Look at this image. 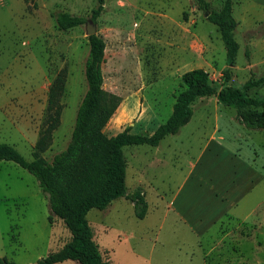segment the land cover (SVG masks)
Returning a JSON list of instances; mask_svg holds the SVG:
<instances>
[{"label": "rangeland", "instance_id": "obj_1", "mask_svg": "<svg viewBox=\"0 0 264 264\" xmlns=\"http://www.w3.org/2000/svg\"><path fill=\"white\" fill-rule=\"evenodd\" d=\"M207 1L212 9L222 2ZM95 6L0 0V143L27 160L56 73L64 69L66 77L60 123L41 153L47 161L67 145L86 90L85 23L61 30L54 14L86 22ZM232 15L239 46L229 65L217 26L194 0H103L92 21L105 44L102 85L120 97L105 134L126 127L148 134L165 122L189 69H204L216 90L264 75V0H232ZM247 94L264 95V83ZM192 108L190 120L158 146L122 147L127 192L139 187L147 209L138 218L132 202L119 197L87 212L105 264H264V129L240 124L235 109L214 96L197 98ZM49 215L35 177L0 160V258L30 264L60 248L69 232Z\"/></svg>", "mask_w": 264, "mask_h": 264}, {"label": "trees", "instance_id": "obj_2", "mask_svg": "<svg viewBox=\"0 0 264 264\" xmlns=\"http://www.w3.org/2000/svg\"><path fill=\"white\" fill-rule=\"evenodd\" d=\"M218 9L210 8L207 0H194L204 19L215 24L226 54V63L234 64L238 43L234 37L237 21L232 15V0H221ZM90 12L95 21L103 9V0H95ZM57 27L65 30L85 23L82 16L66 11L54 14ZM88 55L84 65L86 90L76 110L70 138L64 149L47 161L41 153L51 142L52 132L60 123L66 73L61 69L53 78L47 93V103L41 130L32 152L25 159L13 146L0 143V160L11 161L31 173L48 199L50 215L59 218L69 232L67 241L57 250L30 264H58L75 261L79 264H105L103 251L94 239L86 218L92 209L103 210L123 197L133 202L136 217L143 218L147 204L142 190L137 187L127 192L125 185L126 159L124 145L147 144L156 146L162 138L175 134L193 114L192 103L201 97L214 96L218 103L232 106L240 124L252 129H264V95L247 92L264 83V75L249 78L239 87L223 86L216 90L208 73L192 68L182 73V89L175 97L170 115L154 131L147 134L131 133L128 127L107 136L103 128L116 110L120 97L103 88L101 63L104 59V41L96 33L87 36ZM225 79L228 75L225 74ZM0 264H15L6 257Z\"/></svg>", "mask_w": 264, "mask_h": 264}, {"label": "water", "instance_id": "obj_3", "mask_svg": "<svg viewBox=\"0 0 264 264\" xmlns=\"http://www.w3.org/2000/svg\"><path fill=\"white\" fill-rule=\"evenodd\" d=\"M85 30L87 35L95 33V26L91 20L85 22Z\"/></svg>", "mask_w": 264, "mask_h": 264}, {"label": "crops", "instance_id": "obj_4", "mask_svg": "<svg viewBox=\"0 0 264 264\" xmlns=\"http://www.w3.org/2000/svg\"><path fill=\"white\" fill-rule=\"evenodd\" d=\"M121 109H122V107H121ZM121 112H123V111H121ZM114 114V113H113ZM121 119H123V118H121ZM121 119H120V121H121ZM104 131V130H103ZM154 131V130H153ZM153 131H151L150 133H148L147 135H149V134H151ZM105 133V132H104ZM118 133V132H117ZM115 135V134H114ZM107 136H109V135H107ZM163 139V138H162ZM161 139V140H162ZM160 140V141H161ZM158 145H159V143H158ZM158 145H156V146H158ZM156 146H152V147H156ZM137 186H140L141 187V185H137ZM142 193H143V196H144V192L142 191ZM145 199V198H144ZM132 205H133V202H132Z\"/></svg>", "mask_w": 264, "mask_h": 264}]
</instances>
